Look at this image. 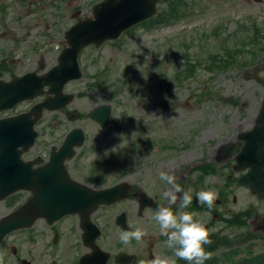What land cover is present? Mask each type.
<instances>
[{"label":"rangeland","instance_id":"obj_1","mask_svg":"<svg viewBox=\"0 0 264 264\" xmlns=\"http://www.w3.org/2000/svg\"><path fill=\"white\" fill-rule=\"evenodd\" d=\"M102 1L73 0L68 16L78 7L84 15L92 16L93 5ZM188 3L181 10L180 20L160 25L152 22L147 24L149 28L140 25L118 41L104 45L98 63L84 62L87 76L65 88V93L79 91L68 109L81 112L80 119L68 121L61 111L44 109L34 128L42 134V142L50 135L83 129L88 135L87 152L99 157L92 164L82 163V167L88 170L87 167L95 166L100 172L105 171L100 160L109 161L106 167L118 173L134 167V156L141 154L142 158L150 152L169 158L170 166L211 158L215 164L214 157L219 155L220 148L230 145V156L222 158L226 171L208 182L209 190L218 192L216 204L221 198L220 188L227 180L228 198L230 202L236 199L233 206L238 213L248 208L242 206L247 202L258 204L249 191L239 188L232 180L240 176L233 167L237 164L234 158L241 150L239 137L255 126L264 102V69L258 74L260 81L246 78L255 66L264 64V0H190ZM164 7L167 5H160V13ZM93 86L95 90L91 89ZM45 98L42 94L34 102ZM106 105L113 106L112 118L124 122L122 134L112 137V132L102 130L95 121L86 118L94 109ZM55 121L63 126L54 127ZM148 143L151 149L147 148ZM158 169H152L150 174L158 178L161 171L172 174L165 167ZM148 190L150 194L156 193L152 188ZM12 201L0 203V215L8 212L5 205H12ZM153 230L159 237L161 232L154 220L150 225V231ZM105 242L107 246L112 244L109 238ZM246 246L245 241L239 249L245 252L250 248ZM256 252L263 255L264 245H256Z\"/></svg>","mask_w":264,"mask_h":264},{"label":"flooded vegetation","instance_id":"obj_2","mask_svg":"<svg viewBox=\"0 0 264 264\" xmlns=\"http://www.w3.org/2000/svg\"><path fill=\"white\" fill-rule=\"evenodd\" d=\"M72 4L74 5L73 0H4L0 3V82L4 87L14 80L32 74L36 75L33 81L37 82V76H46L58 66L62 52L68 46L66 37L68 31L80 21L92 17L84 15V11L79 7L74 12L71 11L69 17L68 13ZM102 48L89 46L80 52L78 58L82 72L80 79L87 76V72L85 73L87 64L84 62L98 63ZM31 80L32 78H28L25 84L8 89L15 97L22 96L27 93ZM76 81V79L69 80L64 85V95L69 93L78 95L79 91L65 93V88ZM95 87L91 89L95 90ZM50 89L49 85L41 89L46 95L45 99L55 97V94L50 93ZM36 99L19 101L11 110L0 112V121L6 118L21 120V115L30 113L31 109L40 103L34 102ZM3 105H9L5 98ZM68 105L57 112L61 111L68 121H71L69 112L72 110L68 109ZM110 107L111 115L106 127L93 121L102 130L112 132L113 137L114 134L123 133L125 124L121 118H112L114 110L112 105ZM117 119L120 120V132L115 123ZM53 126L57 128L63 124L55 121ZM67 134L68 132L50 135L49 139L47 141L44 139L43 142L40 140L42 134H39L34 144L29 147L30 149L19 147L22 160L26 163L31 162L33 170L43 168L51 162L53 155H62L63 148L67 147L65 145ZM84 136L83 144L73 147L74 155L64 159V169L61 168L58 171L60 173H62L61 170L67 171L72 181L92 190H106L120 186L121 191H124L123 197L115 203L99 205L96 208L86 207L81 212L65 215L58 220L46 216L37 217L31 226L8 234L0 243V254H3L4 264H141L142 261L152 259L156 255L171 256L172 250L165 244L166 237L162 234L157 237L154 230L150 231L152 220L149 215H153L160 207L168 206V200L163 193L172 189L171 185L160 180L153 173L150 174L152 169L158 167L160 168L158 171L163 167L172 171L171 175L177 178L175 184L179 185L182 191H188L192 195V204L183 211L196 213L207 228L213 230L210 236L212 243L205 245V249L214 255L205 264H243L247 260H251L249 263L254 264V261H258L256 257L260 254L254 253V248L258 244L264 245V199L253 195L249 188L244 187L249 190L258 204L247 202L242 206L248 208L236 213V207L233 206L236 199L233 198L230 202L228 198L230 187L229 183H226L227 180L220 188L221 198L211 208L201 204L197 198L198 192L211 188L208 182L210 178L214 176L216 179L227 169L218 162L216 156L214 157L215 167L214 163H211L212 158L201 161L194 159L191 164L187 162L183 166L180 163L170 166L172 161L169 158L163 154L157 155L150 152L145 156L142 155V158L141 154L134 156L132 162L134 167L125 168L118 173L113 168L110 171L106 167L110 162L105 159L99 161L103 163L102 169L105 171L100 172L95 166L87 167L88 170H86L82 167V163L92 164V161L99 156H95L96 153L87 152L88 135L85 133ZM147 145V148H152L151 144ZM187 148L192 147L187 146ZM183 156L184 153L181 157ZM232 157L234 158L233 154ZM129 164L131 165L130 161ZM110 176H112L111 181ZM33 180L35 181L34 177ZM235 181L238 184V179ZM149 188L154 189L156 193L147 192ZM16 195L21 196L15 197ZM16 195L0 201L2 203L13 199L12 205H5L8 212L0 215V219L36 196L34 191H24ZM172 210L181 211L178 203L172 206ZM136 227L147 229L148 235L139 243L133 240L128 245L123 244L119 239L120 232ZM86 238L95 243L96 247L86 243ZM107 238L112 240L109 246L105 242ZM245 241L246 248H250L242 252L239 248ZM252 241L254 245L251 244ZM252 255L254 256L251 258ZM254 257L255 260H253ZM221 259H223L222 262H220ZM233 259L240 260L234 262ZM177 264L188 263L177 258Z\"/></svg>","mask_w":264,"mask_h":264},{"label":"water","instance_id":"obj_3","mask_svg":"<svg viewBox=\"0 0 264 264\" xmlns=\"http://www.w3.org/2000/svg\"><path fill=\"white\" fill-rule=\"evenodd\" d=\"M162 1L104 0L94 6L93 19L81 21L68 33L70 47L64 52L58 68L46 76H37V82L33 81L36 75L32 74L14 80L5 87L0 83V111L13 108L19 101L42 95L41 89L45 85H49L50 93L55 94L54 98L36 105L29 114L21 115V120L12 118L0 121V200L24 189L33 190L36 195L25 207L0 220V243L7 234L32 225L37 217L46 216L57 220L67 214L81 212L86 207L96 208L99 205L115 203L123 197L124 191H121L120 186L95 191L72 181L67 171H58L64 169V159L74 155L73 147L83 144L85 136L82 129L72 130L66 139L67 147L64 146L62 155H53L51 162L38 170L32 171L31 164L21 161L18 149L29 148L34 144L37 137L34 126L42 110L55 111L72 102L73 96L64 95L63 90L69 80L82 77L77 63L79 52L88 45L95 44L100 47L110 39H118L128 28L157 14L158 4ZM263 69L264 67H256L252 73H247L246 77L260 81L258 74ZM28 78L32 80L27 93L15 97L8 88L25 84ZM4 98L8 100L9 105H3ZM71 114V120L80 117L77 112ZM110 115L111 107L106 105L94 109L88 117L106 127ZM115 123L120 132V120L117 119ZM239 139L244 145L236 156L235 169H249L239 181L250 186L254 194L264 199V102L253 129L242 133ZM231 151L232 146L223 145L217 159L222 162V158L230 156Z\"/></svg>","mask_w":264,"mask_h":264},{"label":"clouds","instance_id":"obj_4","mask_svg":"<svg viewBox=\"0 0 264 264\" xmlns=\"http://www.w3.org/2000/svg\"><path fill=\"white\" fill-rule=\"evenodd\" d=\"M159 178L171 185L172 189L163 193L168 200V206L158 208L151 219L166 237V247L172 250L173 254L156 255L152 259L142 261L141 264H177V258L187 261L188 264H205L206 260L212 258V253L206 251L205 245L212 243L210 236L213 230L207 228L196 213L183 211L192 204V195L188 191H182L179 185L175 184L176 176L161 171ZM196 195L199 202L209 208L218 198V192L215 190L200 191ZM177 203L181 211L174 212L172 206ZM147 235V229L136 227L121 231L119 239L128 245L133 240L141 242ZM0 264H4L3 254H0Z\"/></svg>","mask_w":264,"mask_h":264},{"label":"trees","instance_id":"obj_5","mask_svg":"<svg viewBox=\"0 0 264 264\" xmlns=\"http://www.w3.org/2000/svg\"><path fill=\"white\" fill-rule=\"evenodd\" d=\"M167 7L163 10V13L158 15L157 17L145 22V24H150L155 22L156 25L166 24L170 21H178L181 19L182 14L181 10L188 6V2L190 0H165ZM149 28V26H147ZM255 259V258H254ZM248 262H244L243 264H251ZM254 264H264V257L260 256L258 261H254Z\"/></svg>","mask_w":264,"mask_h":264},{"label":"bare ground","instance_id":"obj_6","mask_svg":"<svg viewBox=\"0 0 264 264\" xmlns=\"http://www.w3.org/2000/svg\"><path fill=\"white\" fill-rule=\"evenodd\" d=\"M27 149H30V148H27Z\"/></svg>","mask_w":264,"mask_h":264}]
</instances>
